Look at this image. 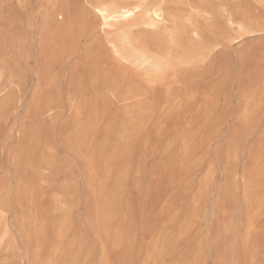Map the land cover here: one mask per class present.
Instances as JSON below:
<instances>
[{
	"label": "rangeland",
	"instance_id": "rangeland-1",
	"mask_svg": "<svg viewBox=\"0 0 264 264\" xmlns=\"http://www.w3.org/2000/svg\"><path fill=\"white\" fill-rule=\"evenodd\" d=\"M107 4L0 0V264H264V0H145V79Z\"/></svg>",
	"mask_w": 264,
	"mask_h": 264
},
{
	"label": "bare ground",
	"instance_id": "bare-ground-1",
	"mask_svg": "<svg viewBox=\"0 0 264 264\" xmlns=\"http://www.w3.org/2000/svg\"><path fill=\"white\" fill-rule=\"evenodd\" d=\"M109 4L94 6L90 5L96 12L102 30L106 34L105 47L113 60H116L122 66V69H116L113 66H106L99 75L102 79H145L154 71L167 69L164 63L158 58L150 55L147 51H143L138 47V41H134L129 37L119 36L115 39L108 37L110 29L122 22H130L135 20L137 13L144 7L145 0H108ZM57 8L51 7L47 16L50 20L59 17ZM71 12L70 7L64 9L65 15ZM57 14V15H56ZM163 9L156 6L150 11V17L153 22L157 23L163 19ZM108 33H107V32ZM128 54H127V53ZM129 71L132 75L129 76ZM155 76V75H154Z\"/></svg>",
	"mask_w": 264,
	"mask_h": 264
}]
</instances>
